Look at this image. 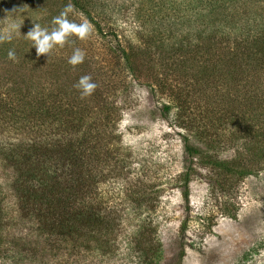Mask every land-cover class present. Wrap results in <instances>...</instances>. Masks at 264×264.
<instances>
[{"label": "rangeland", "instance_id": "1", "mask_svg": "<svg viewBox=\"0 0 264 264\" xmlns=\"http://www.w3.org/2000/svg\"><path fill=\"white\" fill-rule=\"evenodd\" d=\"M176 1L185 5L189 2ZM61 3L62 0H0V27L12 30L13 25L22 23L20 33L13 30V39L19 40L50 10L59 14L68 0ZM235 4V16L240 21L251 17L249 9L264 8V0H237ZM131 12L112 11L108 13L110 21L108 17L103 20L95 16L103 35L93 29L87 39L74 37L52 51L60 67L57 82L69 96L79 94L73 84L82 75L91 74L98 84L91 96L78 99L87 106L99 101L93 114L97 132L109 138L107 147L114 152L112 161L100 164L97 185L86 197L87 205L96 208L106 221L102 230L86 229L97 237L96 246L82 247L81 257L59 256L45 245L37 247L41 253L21 251L13 243L19 231L18 223L11 218L16 212L24 218L27 211L15 209L9 198L0 199L5 209L0 212V241L6 246L0 254V264H144L141 253L148 248L159 252L157 264H264V153L260 150H264V138L252 136L246 127L257 122L256 128L259 121L264 122V107L254 111L253 105L246 106L241 97L234 101L236 90L250 95L257 87L255 91L262 92V78L259 86L255 85L256 79H248L231 88L195 80V61H189L180 71H167L161 65L171 60L159 61L155 55L153 61L152 57L148 62L142 60L146 47ZM68 18L76 23L86 20L73 10ZM117 44L137 52L141 62L136 75L119 60ZM74 48L86 54L84 62L76 67L67 63ZM150 67L168 74L165 84L177 83L178 89L151 93L146 83ZM1 90L0 86L3 96ZM176 93L183 107L171 111L166 120L161 117V105ZM176 114L181 117L178 127L174 123ZM106 115L111 122L102 126ZM35 129L32 124H13L0 114V149L26 144L24 134ZM62 130L42 129L53 137L63 135ZM185 138L204 152L202 159L192 160L190 168L183 155ZM99 152L105 159L107 150ZM216 163H225L233 172L220 169ZM243 166L254 173L239 176L237 172ZM187 173L189 196L185 201L181 192Z\"/></svg>", "mask_w": 264, "mask_h": 264}, {"label": "trees", "instance_id": "2", "mask_svg": "<svg viewBox=\"0 0 264 264\" xmlns=\"http://www.w3.org/2000/svg\"><path fill=\"white\" fill-rule=\"evenodd\" d=\"M142 1L68 0V4L73 6V12L82 14L99 35L104 32L95 16L103 20L108 17L110 21L108 13L131 10L139 38L146 47V52L141 48L145 56L142 60L148 62L152 57L153 61L154 55L159 61L171 60L169 64L160 63L167 71H180L187 67L189 61H195L194 79L202 83H222L231 88L239 87L248 79H256L257 86L261 78L264 83V8L249 9L251 13L247 12L251 17L240 21L235 16L238 12L234 11L237 0H187V5L176 0ZM54 15L50 10L38 23L51 27ZM3 29L0 27V30ZM116 48L120 53L119 60L125 63L132 75H136L141 60L138 61L135 49L132 47L126 51L119 44ZM10 49L15 51V61L7 59ZM52 53L49 57H37L31 42L24 38L0 43V86L3 88L0 114L13 124L16 121L36 126L33 133L24 134L28 141L26 144L0 149V199L9 198L15 209L20 207L23 212L27 211L24 218L18 217L21 216L19 212L11 218L18 223L19 231L13 243L21 251L41 253L37 247L45 245L51 253L59 256H79L82 247L97 244V237L88 234L86 229L102 230L106 224L97 209L87 205L86 197L97 185L100 164L112 161L114 152L107 147L109 138L97 132V120L93 114L99 101L95 100L96 104L87 106L78 99L79 94L68 95L57 82L56 73L60 72V67ZM161 71L150 67L151 80L148 77L146 83L151 93L157 91L162 94L172 88L177 90V83L165 84L168 74ZM255 89L250 95L236 90L234 101L241 97L243 104L248 107L253 105L254 111L262 110L264 89H260L262 92ZM182 107V98L176 93L170 96L168 103L161 105V117L167 120L171 111L177 112ZM180 118L177 114L174 116L175 127L180 125ZM110 122L106 115L101 125ZM255 123L246 126L247 132H252L257 139L264 138L263 120L256 128ZM51 127L63 129V135L53 137L42 131ZM32 134L39 135L32 137ZM182 144L184 158L189 164L187 168H190L192 160L202 159L204 152L187 138ZM102 148L107 150L105 159L100 158L99 149ZM260 150L264 153L263 149ZM214 165L233 172L225 163ZM240 169L237 172L239 176L247 177L254 173L244 166ZM188 175L183 176L184 188L181 192L185 201L189 196L186 189ZM4 211L2 204L0 212ZM5 247L0 241V254ZM141 255L144 264L158 263L157 249L148 248Z\"/></svg>", "mask_w": 264, "mask_h": 264}, {"label": "clouds", "instance_id": "3", "mask_svg": "<svg viewBox=\"0 0 264 264\" xmlns=\"http://www.w3.org/2000/svg\"><path fill=\"white\" fill-rule=\"evenodd\" d=\"M72 8L71 4L66 5L58 15L51 19V27H44L40 23L34 22L33 27L26 35H23L25 40L31 42V47L35 48L37 57L41 55L49 57L54 49L64 47L69 42L70 37L85 40L91 35L93 26L90 22L85 20L81 23H76L68 18ZM18 11H23V9H19ZM21 24L13 25L12 30H0V43L10 42L13 39V30L19 32L18 29ZM85 56L86 54L82 49L74 48L67 63L72 67H76L84 62ZM7 59L16 60L14 49L8 51ZM97 87L98 84L94 82L91 74L82 75L73 84V88L78 91L81 99L91 96Z\"/></svg>", "mask_w": 264, "mask_h": 264}]
</instances>
